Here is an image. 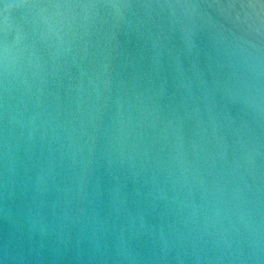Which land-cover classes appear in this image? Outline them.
Returning a JSON list of instances; mask_svg holds the SVG:
<instances>
[{"label":"clouds","instance_id":"clouds-1","mask_svg":"<svg viewBox=\"0 0 264 264\" xmlns=\"http://www.w3.org/2000/svg\"><path fill=\"white\" fill-rule=\"evenodd\" d=\"M0 264H264V0H0Z\"/></svg>","mask_w":264,"mask_h":264}]
</instances>
